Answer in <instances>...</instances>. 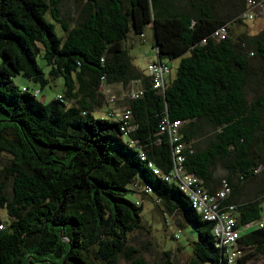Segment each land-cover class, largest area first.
Returning <instances> with one entry per match:
<instances>
[{"label": "trees", "instance_id": "obj_1", "mask_svg": "<svg viewBox=\"0 0 264 264\" xmlns=\"http://www.w3.org/2000/svg\"><path fill=\"white\" fill-rule=\"evenodd\" d=\"M63 1L0 0V264H180L169 250L148 260L129 244L143 228L144 199L192 227L196 239L181 264H225L211 222L163 179L171 152L158 124L164 116L179 120L185 171L205 187L222 168L230 190L221 204H234L239 226L257 221L264 30L212 37L243 13V0H66L71 16ZM147 25L157 61H176L161 89L129 62L127 43L141 41ZM19 74L40 87L61 78V92L44 103L37 89L12 82ZM115 84L127 119L111 111ZM236 242L238 264H253L264 256V224L240 231Z\"/></svg>", "mask_w": 264, "mask_h": 264}, {"label": "rangeland", "instance_id": "obj_2", "mask_svg": "<svg viewBox=\"0 0 264 264\" xmlns=\"http://www.w3.org/2000/svg\"><path fill=\"white\" fill-rule=\"evenodd\" d=\"M244 5L248 4L247 0H243ZM259 7L252 8L251 18H245L243 13L231 20L233 23L229 26L230 34L236 36L240 33L255 34L260 30H264V0ZM61 11L64 14L70 16L74 13V8L69 1L64 0L61 5ZM239 20V21H236ZM241 20V21H240ZM229 24V22H228ZM227 24V26H228ZM59 28L56 25V31ZM145 38L142 41H132L131 46L127 47L129 62L141 73L145 74L146 65L156 60L155 50L152 47V29L146 26L144 29ZM130 37V35H129ZM37 64L46 71V67L42 59L37 57ZM173 72L175 62H170ZM12 82L18 87H27L30 90L37 89L39 91L38 99L42 102H47L54 98L56 94L61 92L62 81L61 78H56L48 82V84L40 87L37 83H34L27 78L19 75L12 77ZM122 87L119 84L108 87L110 92L109 98H112L110 108L115 114L119 116L123 106L124 100L122 99ZM264 91V88L262 89ZM102 108V107H101ZM95 116H104L103 111H93ZM250 188L245 187V193H250ZM130 197L132 195H129ZM135 197V196H134ZM142 205L141 218L143 228L135 230L129 235V244L136 246L140 249V253L148 260H151L158 256L162 250H169L173 259L178 263L185 262L190 256L191 241L196 239V235L190 225L184 223L181 227L179 223L181 220L176 215H164L158 207L148 199L139 201ZM261 214L255 224L250 226V229L257 225V222L264 224V200L260 202ZM0 220H6L3 209H0ZM177 229L179 232L177 233ZM249 229V228H248ZM177 234V237H173ZM251 261H247L245 264H250ZM253 264H264V256L258 257ZM36 264H54L47 261L36 262ZM119 264H126L120 260Z\"/></svg>", "mask_w": 264, "mask_h": 264}, {"label": "built area", "instance_id": "obj_3", "mask_svg": "<svg viewBox=\"0 0 264 264\" xmlns=\"http://www.w3.org/2000/svg\"><path fill=\"white\" fill-rule=\"evenodd\" d=\"M248 4L243 11L245 18H251L252 8L262 5L263 0H247ZM228 29L226 24L218 25L211 33L215 40L224 39L227 36ZM201 41H204L202 39ZM150 76L151 86L155 89H161L166 81V76L169 73V66L165 62L153 61L149 62L145 68ZM36 93V91H35ZM139 91H134L131 96H136ZM120 119L129 117V110L123 107L119 116ZM179 120L169 119L164 116L158 124L159 132L164 133L170 144L171 152V167L170 170L162 175L164 180H170L176 184L177 188L187 196L191 207L204 220L211 222V234L215 241V246L220 248L224 257L225 264H238V258L241 253L240 246L236 240L239 237L241 228H248L253 225V222H247L239 226L235 215L233 214L234 204L222 205L221 200L229 193V186L224 179H221L219 186L208 191L200 182V179L195 175L185 171L184 162V143L181 141L179 132ZM140 158L143 155L140 154ZM154 174L159 171L152 168ZM260 227L261 222H257ZM2 223L0 222V228ZM177 233L179 231H176ZM173 236L177 237V234Z\"/></svg>", "mask_w": 264, "mask_h": 264}, {"label": "crops", "instance_id": "obj_4", "mask_svg": "<svg viewBox=\"0 0 264 264\" xmlns=\"http://www.w3.org/2000/svg\"><path fill=\"white\" fill-rule=\"evenodd\" d=\"M218 13H219V15H222V14L224 15V14H226V7L223 6V4H220V5H219ZM231 20H232V19H231ZM231 20H229V21L226 20V23H225V24L227 25L228 22H229V24H228V30H229V33H230V31H231L230 28H229V26L233 23ZM147 26H149L150 29H151V26H150V25H147ZM145 28H146V27H145ZM144 31H145V30H144ZM230 36L233 37V35H231V34H230ZM144 38H145V33L143 32V34L141 35V41L144 40ZM152 40H153V35H152ZM132 41H135V40H129L128 43H127V45H130ZM154 61H157V58H156V60H154ZM160 61H161V62H165L164 59H162V60H160ZM175 64H176V61H175ZM169 67H170V71H169V74H168L166 80L172 79L173 76H174V68H173V72H171V71H172V68H171V64H170V63H169ZM223 175H224V171L222 170V168L216 166L215 169L212 170V177H211L210 180H208V181L206 182V184H205V188H206L208 191H212V190L216 189V188L219 186V184H220L219 179H220V178L223 179V178H222ZM221 179H220V180H221ZM244 192H245V191H244ZM259 202H262V200L259 201ZM234 215H235V217H237V214H236V213H234ZM236 219H237V218H236ZM253 224H255V221L253 222ZM248 228H249V227H248ZM248 228H241L240 231L245 230V229H248Z\"/></svg>", "mask_w": 264, "mask_h": 264}]
</instances>
